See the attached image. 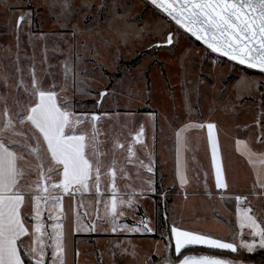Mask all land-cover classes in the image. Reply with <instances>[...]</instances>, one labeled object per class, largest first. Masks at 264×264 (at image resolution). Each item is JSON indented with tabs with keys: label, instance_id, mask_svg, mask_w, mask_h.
Wrapping results in <instances>:
<instances>
[{
	"label": "rangeland",
	"instance_id": "1",
	"mask_svg": "<svg viewBox=\"0 0 264 264\" xmlns=\"http://www.w3.org/2000/svg\"><path fill=\"white\" fill-rule=\"evenodd\" d=\"M171 30V25L142 0H0V97L3 98L0 122L7 119L3 115L7 109L15 131L23 133L15 135L9 131L2 138L6 143L14 142L9 146L17 151L18 145L35 146L32 133L37 136L39 133L30 123L21 125L17 119L18 113L29 108V97L35 99V85L44 91H55L57 102L67 103L70 111L86 120L82 127L89 143L95 126L102 152L107 150L104 141L109 136L115 134L114 145L121 144L127 139L128 131L141 129L163 134L165 151H172L173 131L204 119L216 123L219 133L228 134L229 140L241 134L254 145L262 144L258 138L264 143V97L261 98L260 91L264 78L209 54L183 33H175L169 46L151 48L165 43ZM134 60H137L135 65L131 63ZM93 116L97 119L92 120ZM144 138L149 146L153 145V136ZM40 139L41 148L46 149ZM24 155L25 159L19 160L20 166L37 168L40 161L27 152ZM41 155L47 169L49 154L42 151ZM124 156L119 154L120 164H124ZM58 177L53 175L51 179L57 181ZM33 182L42 186L46 183L36 171L26 175L21 185L36 192L31 187ZM163 186L165 191L159 198L165 207L169 230L179 220L178 224L197 234L235 243L237 250L254 253L263 249L258 246V237L253 251L239 247L242 240L254 239L249 235L247 222L241 228L246 209L264 227V211L258 209L262 201L239 199L237 202L230 198L223 203L215 196L173 199V187ZM39 191L44 193L42 189ZM54 199L48 197L47 202L42 200L37 204L40 215L35 213L31 235L24 246L26 251L38 248L40 244L35 242L34 234L42 236L44 264L50 258L71 259L75 255L76 264L102 261L146 264L149 258H159L165 253L166 229L160 224L159 238L131 239L120 235L130 233L133 228L128 223L121 225L113 221L100 230L111 236L97 237L96 241H88L92 232L87 224L78 225L82 237L75 251L71 220L65 223L62 217L70 208L60 200L55 203ZM138 199L141 200L136 196L101 201L94 198L86 200L85 212L88 205L105 209L115 202L121 219L133 218L134 204L142 202ZM144 206L150 212L154 201L149 200ZM37 220L42 222L38 233ZM176 229L181 231L180 227ZM57 239L63 248L59 253L54 252Z\"/></svg>",
	"mask_w": 264,
	"mask_h": 264
},
{
	"label": "snow or ice",
	"instance_id": "2",
	"mask_svg": "<svg viewBox=\"0 0 264 264\" xmlns=\"http://www.w3.org/2000/svg\"><path fill=\"white\" fill-rule=\"evenodd\" d=\"M151 3L162 9L180 27L191 32L197 39L203 40L212 51L222 52L240 64H246L250 68L264 72V0H151ZM171 40L172 37L169 36L168 42L171 43ZM33 95L35 99L32 96L29 97V108L18 113L17 119L21 125L30 123L39 133V136L32 133V139L36 142L35 146L18 145L19 151L11 148L9 145L14 142L6 143L2 138L3 134L9 131L15 135L23 133L15 131V123L8 115L7 109L3 113L7 119L0 122V264H25L21 256V244L18 242L21 241V237L28 234L24 223L25 218L21 214L26 195L33 196L35 203L39 204L42 199L39 191L41 189L45 193L49 192V188L68 192L70 185L74 182L87 189V181L91 178L93 171L99 181L100 169L103 167L99 158L100 142L97 139L98 133L95 126L91 133V143H89L88 134L82 127L86 120H82L70 111L67 103L59 104L55 91H44L34 85ZM0 99L3 98L0 97ZM91 119L95 120L97 117L93 116ZM213 127L214 125H208L210 136ZM142 131L141 129L138 135H142ZM41 137L46 149L41 148ZM117 146L122 147V145ZM42 151L49 154L50 164L47 169L43 167ZM25 152L40 161L37 168H24L18 164L19 160L25 159ZM92 159L96 161L95 168H93ZM215 159L214 144V162ZM36 171L40 172V178L46 183L42 186L39 182H33L31 187L38 191L32 192L29 188L23 187L21 181L26 175ZM53 175L62 176V180L58 183L52 181ZM217 187H225L220 180L219 170ZM44 199L47 202L48 197ZM54 202L59 203V198H55ZM112 209L115 213V202ZM248 211L250 209L245 210L241 228L245 227L247 222V227L251 229L249 235L254 239L251 242L242 240L239 247L251 252L257 246L256 237L259 238L258 246L264 248V227L248 215ZM37 215L40 213L37 212ZM41 226L42 222L37 220L35 224L37 233ZM146 230L150 231V229ZM172 232L176 237L175 251L178 255L185 246L195 244L237 251L238 246L235 243L222 242L190 231H180L175 227ZM42 239V236L34 234V240L40 246L33 247L25 253L34 261V264H44L45 249L40 243ZM62 251L60 240L57 239L54 252ZM59 264H62V260ZM178 264H232V262L211 256L197 258L188 255L183 256Z\"/></svg>",
	"mask_w": 264,
	"mask_h": 264
},
{
	"label": "crops",
	"instance_id": "3",
	"mask_svg": "<svg viewBox=\"0 0 264 264\" xmlns=\"http://www.w3.org/2000/svg\"><path fill=\"white\" fill-rule=\"evenodd\" d=\"M58 103L62 105L61 102ZM201 122L187 123L175 129L173 131L174 145L172 151L167 150L168 152L165 151V142L162 141L164 135L159 134L157 130L149 133L142 131V135H138L141 130L128 131L127 139L123 140L121 144L118 142L115 145L116 142L113 138L116 135L109 136V139L104 141L107 144V150L103 152L100 150L101 155L99 158L103 167L100 169L99 181H97L96 173L93 171L91 178L87 181V189L74 182L70 185L68 192H64L62 189L53 190L52 188H49L48 193L40 192L42 197L40 201H45L44 197L59 198L65 207L70 208L68 211L66 210L62 217L65 223H70L71 220V235L75 251L78 240L82 237L78 225L80 227L85 224L89 226L92 237H89L88 241H96L97 237H110L111 235L101 233L100 230H103V225H107L111 221L121 225L128 223L133 228L130 229V233L120 235L122 237L144 238L153 237L157 234L160 227L156 220L158 178L163 185L173 187L174 192L171 193L173 199H188L192 196H215L224 203V200L226 202V200H231L230 198L238 202L236 198L240 197L262 201L263 204L258 209L264 211V143L262 138H258L259 143L262 142L260 146L254 145L249 138L241 134H235L229 140L228 134L219 133L216 123L208 122L206 119ZM209 124L214 125L211 129V136L208 129ZM151 136L154 137V141L153 145L149 146V141L145 140L144 137ZM129 143L131 145H128ZM214 144L216 146L215 162L213 160ZM117 145H122V147ZM120 153L126 155L123 158L124 164L117 161ZM105 156H109L110 159H105ZM92 163L93 168H95L96 162L92 161ZM218 170L220 180L225 187H217ZM61 180L62 176H59L56 182L58 183ZM129 196H136L141 199H138V202L142 201L140 204H134L133 218L121 219L118 216L119 210L116 209L113 213L111 206H105V209H102V207L96 208L94 205H88L89 209L85 212L86 200L90 201L94 198L99 199L98 201L104 198L123 199ZM149 200L154 201V209L150 212L144 206V203ZM37 208L34 197L26 195L24 204L21 207V214L25 218L24 223L28 229V234L21 237V241L18 242L23 247L31 235V226L34 223ZM223 208L228 211L225 204H223ZM48 221L52 222L53 220ZM178 222L180 221L173 223L170 229L173 244L176 243L175 234L172 232L174 227H180L181 231H190L197 234V231L182 227ZM96 224L97 226H94ZM137 228L140 230L136 231ZM146 229H150V231ZM60 260H62V264H67V262L68 264L77 263L75 255L71 259L54 260L50 258L47 264H59ZM149 260L150 258L146 264ZM101 264L107 263L102 261Z\"/></svg>",
	"mask_w": 264,
	"mask_h": 264
},
{
	"label": "water",
	"instance_id": "4",
	"mask_svg": "<svg viewBox=\"0 0 264 264\" xmlns=\"http://www.w3.org/2000/svg\"><path fill=\"white\" fill-rule=\"evenodd\" d=\"M142 1L147 6H149L153 11H155L161 18H163L165 21H167L172 27L171 32L167 35L166 42L154 44L151 48L155 47L158 49L162 46H169L170 44H172V40H171V43L168 42L169 36H171L173 38L175 33H178V32L183 33V34L187 35L188 37H190L192 40H194L197 44L202 46L209 54H211V55H213L219 59H222L226 62H229L232 65L238 66L247 72H251L255 75H258V76L264 78V72H261L256 68H250L246 64H240V63H238V61L232 60L229 56H225L222 52L212 51L210 48H208L207 44L203 40L197 39V37L194 36L191 32H188L186 29H184V28L180 27L178 24H176V22L171 17H169L162 9L153 5L151 3V0H142ZM103 96H104V94H102V97ZM101 101L102 100H100V102ZM165 238H166V250H165L164 255L162 257H160L157 262H154L153 258H150V260L148 261L147 264H178V262L183 258V256H188V255H193V256H196L197 258H199L200 256H211V257H215L218 259L231 261L232 264H256L255 262H253L250 259H235V258H232L230 256H225L223 254V252L236 253L237 251L232 252L231 250H226V249L225 250L214 249V248L208 247V246L203 245V244H195V245L185 246L184 248L181 249V254L178 255L175 251L174 244L172 243L171 238L169 236H166ZM219 240H221V239H219ZM221 241L226 242L224 240H221Z\"/></svg>",
	"mask_w": 264,
	"mask_h": 264
},
{
	"label": "trees",
	"instance_id": "5",
	"mask_svg": "<svg viewBox=\"0 0 264 264\" xmlns=\"http://www.w3.org/2000/svg\"><path fill=\"white\" fill-rule=\"evenodd\" d=\"M131 63L135 65L137 63V60H134ZM260 91L262 93L261 98H263L264 97V86L262 87V89L260 88ZM251 100H254V98H251ZM157 191H158V195L156 196V209H157L156 220L162 227H164L166 229L165 236H169L171 238V231L167 227V219L165 217V207H164V205L161 204L160 198H159L160 197L159 194L162 193V191H165L164 186L161 183L159 178L157 180ZM153 237L159 238L160 236L155 234V235H153ZM25 253H26V249L23 246H21V254H22L23 259L25 260V264H33L32 259L29 256H27ZM227 253H230L232 256H236L239 258L250 259L253 262H255L256 264H264V248L258 250L257 252H254V253H246V252L240 251V250H237L236 253H231V252H227ZM158 259L159 258L154 257L153 261L157 262Z\"/></svg>",
	"mask_w": 264,
	"mask_h": 264
},
{
	"label": "flooded vegetation",
	"instance_id": "6",
	"mask_svg": "<svg viewBox=\"0 0 264 264\" xmlns=\"http://www.w3.org/2000/svg\"><path fill=\"white\" fill-rule=\"evenodd\" d=\"M223 254L225 256H230V257L235 258V259H246V258H239V257H236V256H232L230 253H227V252H223Z\"/></svg>",
	"mask_w": 264,
	"mask_h": 264
}]
</instances>
